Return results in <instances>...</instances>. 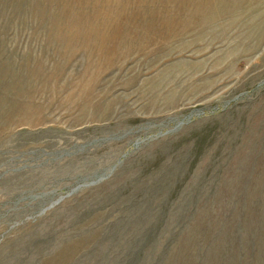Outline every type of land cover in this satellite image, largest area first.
I'll return each mask as SVG.
<instances>
[{
	"label": "rangeland",
	"instance_id": "obj_1",
	"mask_svg": "<svg viewBox=\"0 0 264 264\" xmlns=\"http://www.w3.org/2000/svg\"><path fill=\"white\" fill-rule=\"evenodd\" d=\"M0 264H264V0H0Z\"/></svg>",
	"mask_w": 264,
	"mask_h": 264
}]
</instances>
